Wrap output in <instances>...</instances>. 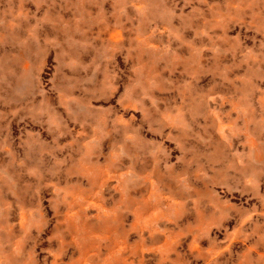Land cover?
<instances>
[{
    "label": "rangeland",
    "instance_id": "374dc122",
    "mask_svg": "<svg viewBox=\"0 0 264 264\" xmlns=\"http://www.w3.org/2000/svg\"><path fill=\"white\" fill-rule=\"evenodd\" d=\"M146 262L264 264V0H0V264Z\"/></svg>",
    "mask_w": 264,
    "mask_h": 264
},
{
    "label": "bare ground",
    "instance_id": "6f19581e",
    "mask_svg": "<svg viewBox=\"0 0 264 264\" xmlns=\"http://www.w3.org/2000/svg\"><path fill=\"white\" fill-rule=\"evenodd\" d=\"M100 168H101V166H100ZM94 196H95V195H94ZM99 207H100V206H99ZM100 208H101V207H100ZM100 208H99V209H100ZM143 238H144V237H143ZM125 243H126V242H125ZM137 243H138V242H137ZM162 243H163V242H162ZM171 244H172V243H171ZM110 245H111V244H110ZM128 245H129V244H128ZM136 245H137V244H136ZM107 246H108V245H107ZM124 246H125V245H124ZM126 246H127V245H126ZM131 246H132V245H131ZM108 247H110V246H108ZM143 249H145V248H143ZM101 250H102V249H101ZM108 250H109V249H108ZM145 251H146V250H145ZM147 251H148V250H147ZM147 251H146V252H147ZM132 252H133V251H132ZM138 252H140V251H138ZM143 252H144V251H143ZM128 253H129V252H128ZM110 255H111V254H110ZM118 255H119V254H118ZM131 255H132V253H131ZM133 255H134V254H133ZM115 256H116V255H115ZM115 256H114V257H115ZM134 256H136V255H134ZM98 257H99V256H98ZM106 257H107V256H106ZM114 257H113V258H114ZM136 257H138V256H136ZM128 258H129V257H128ZM139 258H140V257H139ZM168 259H170V258H168ZM127 260H128V259H127ZM131 260H132V259H131ZM134 262H135V261H134ZM147 262H148V261H147ZM147 262H146V263H147ZM175 262H176V261H175ZM166 263H167V261H166ZM169 263H170V262H169ZM121 264H122V263H121ZM144 264H145V263H144ZM147 264H148V263H147ZM170 264H172V263H170Z\"/></svg>",
    "mask_w": 264,
    "mask_h": 264
}]
</instances>
